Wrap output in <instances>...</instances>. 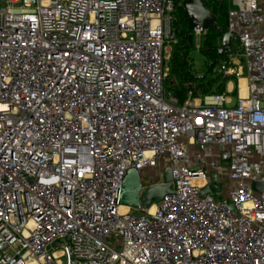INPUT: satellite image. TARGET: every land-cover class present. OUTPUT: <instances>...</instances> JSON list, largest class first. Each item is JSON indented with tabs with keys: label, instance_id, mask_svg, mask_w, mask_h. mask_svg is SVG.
I'll return each instance as SVG.
<instances>
[{
	"label": "built area",
	"instance_id": "built-area-1",
	"mask_svg": "<svg viewBox=\"0 0 264 264\" xmlns=\"http://www.w3.org/2000/svg\"><path fill=\"white\" fill-rule=\"evenodd\" d=\"M227 1L226 92L180 104L183 0H0V264H264V0ZM147 167L173 192L121 212Z\"/></svg>",
	"mask_w": 264,
	"mask_h": 264
},
{
	"label": "trees",
	"instance_id": "trees-1",
	"mask_svg": "<svg viewBox=\"0 0 264 264\" xmlns=\"http://www.w3.org/2000/svg\"><path fill=\"white\" fill-rule=\"evenodd\" d=\"M206 7H208L215 18V26L206 28L207 39H205L200 47V51L205 56L204 63L198 70H191L188 61V54L186 57L179 55L183 48V39L178 30L181 29L187 36L193 39L194 31L188 28V17L184 12L183 7L176 8L175 27L178 37V42L173 47V59L169 62V76L170 82L166 81L167 88L173 91L178 98L179 103L182 104L188 97V92L191 91L193 96L199 97L214 92H226V85L229 78L223 77L219 71V64L221 60L226 58V54H219L218 43L219 40L228 30V9L229 4L227 0H222L220 3H215L211 0H203ZM194 42V41H193ZM218 67V69H217ZM168 80V79H167ZM236 94V91L234 92Z\"/></svg>",
	"mask_w": 264,
	"mask_h": 264
},
{
	"label": "water",
	"instance_id": "water-1",
	"mask_svg": "<svg viewBox=\"0 0 264 264\" xmlns=\"http://www.w3.org/2000/svg\"><path fill=\"white\" fill-rule=\"evenodd\" d=\"M182 6L188 17V28L190 30H194L197 27L208 28L203 24L202 13L206 8L203 0H183ZM208 10L210 9L208 8ZM214 27L216 26L214 25ZM236 37L237 36L231 32H226L223 35L222 47L225 52L230 51V40L236 39ZM227 156L228 154L225 153L224 157ZM142 188L143 184L139 174L135 170L129 171L121 187L119 204L139 209L141 206L149 208L153 204L161 201L166 194L173 192L171 168L166 167L164 169L161 175V182L148 186L143 192ZM253 188L255 190L264 191V182L259 180L255 181L253 183ZM214 191H221V185L218 182L216 174L211 175L210 184L201 189L199 195L205 197L207 194H211ZM230 205L233 207L232 203Z\"/></svg>",
	"mask_w": 264,
	"mask_h": 264
},
{
	"label": "rangeland",
	"instance_id": "rangeland-1",
	"mask_svg": "<svg viewBox=\"0 0 264 264\" xmlns=\"http://www.w3.org/2000/svg\"><path fill=\"white\" fill-rule=\"evenodd\" d=\"M15 1H17V0H15ZM206 1H208V0H206ZM211 1H214L215 3H220L222 0H211ZM16 5H18V3H16ZM202 17H203V24L205 27H212L215 25L214 15L212 14V12L210 10H208V7H206L205 10L203 11ZM179 33L183 39V45H182L183 48L179 52V55L184 58V57H186L185 54L189 53L188 50H191L190 53L187 55L188 61L190 63V69L191 70H198L200 68V66L205 61V56H204L203 52L200 51V47H201L202 42L208 38L207 35H205V34L194 35V37L192 39L191 37L187 36L186 33L181 31V29L178 30V34ZM232 44H234V41L232 42ZM173 48L174 47H172L170 49L169 57L167 60L168 67H169V62L173 59ZM217 69H218V67H217ZM169 72H170V68H169L168 77H167V79H168L167 81L170 82ZM233 96L235 97V95H233ZM158 171H159L158 168H151V167L145 168L141 172L142 183L146 186L151 181L157 179V174H158L157 172ZM228 183L229 182L227 180H225L222 188L226 189L228 186ZM214 194L217 196V192ZM53 245H54L55 249L61 248L60 241L54 242ZM30 264H32V263H30Z\"/></svg>",
	"mask_w": 264,
	"mask_h": 264
},
{
	"label": "bare ground",
	"instance_id": "bare-ground-1",
	"mask_svg": "<svg viewBox=\"0 0 264 264\" xmlns=\"http://www.w3.org/2000/svg\"><path fill=\"white\" fill-rule=\"evenodd\" d=\"M247 92L246 89V80L245 78H241L240 79V94L241 96H245ZM154 207L151 208V210H153ZM121 212H126L128 210V208L126 206H121L120 208ZM32 264H34V262H32Z\"/></svg>",
	"mask_w": 264,
	"mask_h": 264
},
{
	"label": "crops",
	"instance_id": "crops-1",
	"mask_svg": "<svg viewBox=\"0 0 264 264\" xmlns=\"http://www.w3.org/2000/svg\"><path fill=\"white\" fill-rule=\"evenodd\" d=\"M233 41H234V44H235V39H231V40H230V48L234 46V44H232ZM228 87H229V88H233V87H234V83H229V86H228ZM218 153H219V150H214V152H213V156H216ZM157 173H158V174H157V179H156V181L159 182V181H161V173H160V169H159V171H158Z\"/></svg>",
	"mask_w": 264,
	"mask_h": 264
}]
</instances>
